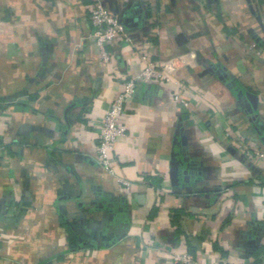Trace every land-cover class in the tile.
Masks as SVG:
<instances>
[{"label":"crops","instance_id":"0c3cea01","mask_svg":"<svg viewBox=\"0 0 264 264\" xmlns=\"http://www.w3.org/2000/svg\"><path fill=\"white\" fill-rule=\"evenodd\" d=\"M95 1L0 0V264H264V0H98L131 39L107 61ZM141 52L181 86L138 83L110 172Z\"/></svg>","mask_w":264,"mask_h":264},{"label":"built area","instance_id":"2783aa9c","mask_svg":"<svg viewBox=\"0 0 264 264\" xmlns=\"http://www.w3.org/2000/svg\"><path fill=\"white\" fill-rule=\"evenodd\" d=\"M89 17L93 25L91 36L105 61L111 56V52L106 49L107 44L115 42L118 39L128 42L131 40L126 32L124 22L117 15L109 12L100 1L96 0L93 3L90 8ZM140 58L144 61L143 69L139 73L124 79L123 89L112 101L97 137V162L110 172L113 171L111 150L117 137L124 133V128L119 125V120L124 113L126 103L134 96L138 83L156 80L173 82L179 87L181 86L179 80L173 76L175 63L172 59L155 62L144 52L140 53ZM175 97L180 99L185 105L188 104V102L180 96V92H176ZM240 148L241 151H244V154L252 158L264 160V148L251 149L245 145ZM120 180L124 184H128L127 180L123 178ZM173 258L180 264H202L188 252L174 253Z\"/></svg>","mask_w":264,"mask_h":264},{"label":"water","instance_id":"95a60500","mask_svg":"<svg viewBox=\"0 0 264 264\" xmlns=\"http://www.w3.org/2000/svg\"><path fill=\"white\" fill-rule=\"evenodd\" d=\"M173 155H174V160H173L172 168H173V173H175L178 170V164H179V159H178L179 153L176 147L173 151Z\"/></svg>","mask_w":264,"mask_h":264}]
</instances>
